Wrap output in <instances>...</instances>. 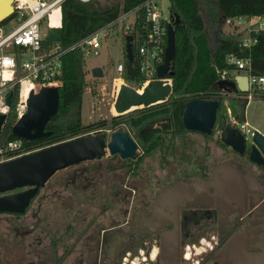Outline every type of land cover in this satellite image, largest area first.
<instances>
[{
  "label": "flooded vegetation",
  "instance_id": "obj_1",
  "mask_svg": "<svg viewBox=\"0 0 264 264\" xmlns=\"http://www.w3.org/2000/svg\"><path fill=\"white\" fill-rule=\"evenodd\" d=\"M152 122L116 128L138 144L136 159L107 151L55 173L24 212H0V264H264V167L250 147L222 143L220 161L179 157L180 136L162 133L148 152L140 138L160 128Z\"/></svg>",
  "mask_w": 264,
  "mask_h": 264
},
{
  "label": "trees",
  "instance_id": "obj_2",
  "mask_svg": "<svg viewBox=\"0 0 264 264\" xmlns=\"http://www.w3.org/2000/svg\"><path fill=\"white\" fill-rule=\"evenodd\" d=\"M147 0H94L81 3L68 0L62 9V24L58 28L48 31L44 39V47L60 45L66 48L83 39L104 26L115 22L124 13H129ZM170 18L176 34V58L172 63L173 76L168 77L173 83L171 98L162 104L136 110L124 116H113L110 121L103 120L90 125L83 122V102L87 80L85 61L80 51L67 54L64 59V74L59 88V109L57 114L46 126V132L51 135L46 139L29 142L25 146L31 150L45 149L53 145L88 135V133L103 129H116L119 126L144 129L152 124L153 117L160 119V128L145 132L140 142L148 152L158 146L164 133L165 140L169 135H180L181 138L189 131L184 126L183 116L187 102L193 99L219 100L224 103L219 94L218 82L220 74L233 69L227 64V57L235 54L240 57L251 56L253 60L252 72L264 76V35L258 37V43L251 50L240 48L239 41L224 39L215 50L211 46L207 21L213 26L220 25L228 18L264 17V0H169ZM206 12V17L203 15ZM145 15L138 14L135 30L132 34L134 60L127 58L124 51L125 74L128 83H143L145 77L140 70L138 48L146 37ZM128 36H125V40ZM168 40V38H167ZM168 43V41H167ZM150 111L151 113L139 119L137 116ZM147 116V117H146ZM220 121L227 118L223 113ZM147 118L150 120L147 121ZM17 117L12 114L0 136V146L16 139L12 135V126ZM161 142V141H160ZM222 144L221 139L218 140Z\"/></svg>",
  "mask_w": 264,
  "mask_h": 264
},
{
  "label": "built area",
  "instance_id": "obj_3",
  "mask_svg": "<svg viewBox=\"0 0 264 264\" xmlns=\"http://www.w3.org/2000/svg\"><path fill=\"white\" fill-rule=\"evenodd\" d=\"M66 1L68 0H13V15L0 24V115L6 116V122L12 114L18 121L28 112V100L32 92L38 94L44 87H61L63 59L67 54L80 51L85 63L99 57L104 40L110 37L114 28L123 29L121 26L124 21H129L125 33L133 34L137 16L141 12L145 15L147 34L138 48L137 56L145 82L136 84L144 90L151 81L157 79V68L164 63L168 27L171 24L170 14L164 13L159 0H147L133 11L121 15L115 22L66 48L60 45L44 47L43 41L48 36V31L62 24V9ZM76 1L90 3L94 0ZM243 18L253 17L228 18L225 24L244 32L243 37L238 40L240 48L251 50L258 43V37L264 35V17H257L259 23L255 27L243 25ZM3 24H11L13 27L6 29ZM227 64L233 70L222 72L220 81L235 82L239 76L248 78L249 90L245 94L241 93L239 98L249 102L257 97H264V76L253 74L251 56L232 54L227 57ZM117 72L124 76L123 63L117 66ZM170 82L173 85L171 79ZM140 89L137 90L142 91ZM10 94L12 98L8 104ZM228 116V122L244 135L245 141L252 142L255 129L247 121L234 118L230 110ZM39 150L42 149L31 150L25 146L24 140L16 138L0 146V164ZM200 246L204 250L208 246L211 249V244L205 241ZM187 248L189 255L193 250L198 252L196 245H189Z\"/></svg>",
  "mask_w": 264,
  "mask_h": 264
},
{
  "label": "water",
  "instance_id": "obj_4",
  "mask_svg": "<svg viewBox=\"0 0 264 264\" xmlns=\"http://www.w3.org/2000/svg\"><path fill=\"white\" fill-rule=\"evenodd\" d=\"M14 13L13 0H0V24ZM134 37L126 38V53L134 60ZM176 58V34L173 23L168 27V44L164 63L157 68V79L151 81L144 90L139 91L128 85H120L114 109L118 116L126 115L135 109L150 108L167 102L173 94V85L168 77L173 76L172 63ZM95 78H103L100 67L93 69ZM219 93H247L248 78L239 76L236 81H219ZM12 94L7 98L11 102ZM221 101L193 99L186 104L183 122L189 132L212 137L218 123ZM59 109V88L44 87L38 94L32 92L28 100V112L12 126V135L17 139L35 142L46 139L47 124ZM7 124L6 116L0 115V136ZM220 139L232 150L243 154L247 147L244 135L226 118L220 121ZM139 146L123 127L114 131L77 137L26 156L0 164V194L23 188L24 192L0 198V212H24L37 190L58 171L80 162L101 158L110 154H120L124 159H136ZM251 161L264 167V135L255 130L250 146Z\"/></svg>",
  "mask_w": 264,
  "mask_h": 264
},
{
  "label": "rangeland",
  "instance_id": "obj_5",
  "mask_svg": "<svg viewBox=\"0 0 264 264\" xmlns=\"http://www.w3.org/2000/svg\"><path fill=\"white\" fill-rule=\"evenodd\" d=\"M159 3L163 7L164 13L169 15L170 1L159 0ZM203 15L206 17L205 11H203ZM242 21L244 23L243 25L250 27H255L259 23L257 17L250 19L243 18ZM128 22V20L124 21V25L121 26L123 29L120 27L114 28L111 31L110 37L104 40L100 56L92 58L85 63L87 87L84 94L82 111L83 122L85 125H90L103 120L110 121L113 116H118L114 109V104L116 102L120 85L125 84L132 88L140 89L138 88V84L126 82L124 76H121L117 72V66L124 61V51L126 48L125 36L131 35L125 33ZM207 24L213 50H215L220 43V38L239 40L244 35V32L236 30L235 28L226 25L224 22L220 25L219 30L216 27H213L212 29V25L209 21H207ZM2 26L6 29L13 27L11 24H3ZM214 32L218 33L219 39L217 38V35H214ZM97 67H100L103 70V78H95L93 76V69ZM136 110H141V108L135 109L130 113L138 112ZM229 110L233 117L238 121H247L251 127L264 135V97H257L248 102L247 100L239 98V95L230 94V96L224 99L219 114L223 113L225 115ZM219 139L220 130L218 124L214 136L212 137L189 132L181 138L179 152L177 151L176 154L177 156L179 155V157H189L192 159L197 157H210L209 160L211 162L214 160L220 161L224 155L221 150H219L220 148H218L222 146L218 142ZM251 144V141L247 142L249 147ZM171 155H173L171 152L170 154L167 153L168 157H171ZM196 246L198 247V251L201 250L199 245Z\"/></svg>",
  "mask_w": 264,
  "mask_h": 264
},
{
  "label": "crops",
  "instance_id": "obj_6",
  "mask_svg": "<svg viewBox=\"0 0 264 264\" xmlns=\"http://www.w3.org/2000/svg\"><path fill=\"white\" fill-rule=\"evenodd\" d=\"M207 25H208V24H207ZM213 27H214V28L216 27V28L218 29V26H216V25H215V26L212 25V29H213ZM207 30H208V27H207ZM208 33L210 34L209 30H208ZM214 35H215V36L217 35V38L219 39V35H218V33H215V32H214ZM210 39H211V36H210ZM221 40H222V38L219 39V42H221Z\"/></svg>",
  "mask_w": 264,
  "mask_h": 264
}]
</instances>
